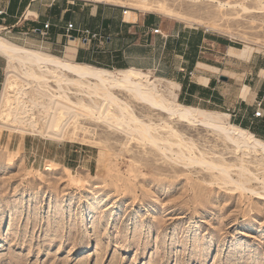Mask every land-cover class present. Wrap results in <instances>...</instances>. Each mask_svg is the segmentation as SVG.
Listing matches in <instances>:
<instances>
[{"label":"rangeland","instance_id":"rangeland-1","mask_svg":"<svg viewBox=\"0 0 264 264\" xmlns=\"http://www.w3.org/2000/svg\"><path fill=\"white\" fill-rule=\"evenodd\" d=\"M161 1L182 19L165 18L154 8L140 11L136 0L101 3L122 7L127 19L137 13L202 29L243 48V57L264 55V0ZM1 36L27 43L5 30ZM130 106L145 123L144 116L155 124L165 120ZM35 116L40 128L42 117ZM167 123L207 160L222 156L241 165V154L208 132ZM112 127L93 119L71 122L62 142L0 127V264H264V189L258 180L245 189L226 185L217 170L176 160ZM243 160L264 178V162ZM229 177L242 181L237 168Z\"/></svg>","mask_w":264,"mask_h":264},{"label":"crops","instance_id":"crops-1","mask_svg":"<svg viewBox=\"0 0 264 264\" xmlns=\"http://www.w3.org/2000/svg\"><path fill=\"white\" fill-rule=\"evenodd\" d=\"M84 1L0 0L5 13L0 28L25 38V47L72 63L153 72L176 85L177 103L225 113L231 124L264 141V117L253 116L258 103L264 115V55L243 57V48L228 46V41L202 29L137 13L131 20L122 16L120 6ZM148 19L156 22L149 25ZM46 22L49 28L44 30ZM68 23L75 32L67 34ZM153 29L161 36L151 34ZM83 30L97 37L86 38ZM5 69L6 60L0 56V82Z\"/></svg>","mask_w":264,"mask_h":264},{"label":"bare ground","instance_id":"bare-ground-1","mask_svg":"<svg viewBox=\"0 0 264 264\" xmlns=\"http://www.w3.org/2000/svg\"><path fill=\"white\" fill-rule=\"evenodd\" d=\"M90 1L101 3L111 0ZM136 2L135 6L140 11L154 8L165 18H181L166 8L161 0ZM152 4L161 6L152 7ZM219 7L224 6L219 4ZM2 32L0 28V56L6 60V69L0 92V127L13 126L20 133L62 142L65 129L71 122L93 119L108 128L113 129L114 126L126 137L137 138L162 153L168 152L176 160L206 167L210 171L217 170L226 185L245 189L244 184L253 179L258 180L264 189V178H256L242 165L249 164L244 158L254 157L260 163L264 162V141L231 124L227 114L202 111L177 103L174 93L176 85L156 78L149 71L106 70L72 63L40 49L16 44L2 37ZM117 93L124 94L127 100L119 98ZM130 102L163 116L165 120L155 124L144 116L149 119L145 123L131 109ZM35 114L42 117L40 128ZM167 122L208 132L226 148L240 153L241 165L227 164L222 156L207 160V153L185 140L183 134ZM161 132L167 136L164 137ZM233 168H237L238 178H242V181H233L229 177Z\"/></svg>","mask_w":264,"mask_h":264},{"label":"built area","instance_id":"built-area-1","mask_svg":"<svg viewBox=\"0 0 264 264\" xmlns=\"http://www.w3.org/2000/svg\"><path fill=\"white\" fill-rule=\"evenodd\" d=\"M4 14H5V13H4L3 11L0 10V16H3ZM125 14H126V11L123 10V11H122V16H125ZM43 27H44V30H47V29L49 28V24H48V22H46V23L44 24ZM66 32H67V34H70V33H72V32H75V28H74V26H73L72 23H68V24L66 25ZM150 33L153 34V35H160V36H161V32H160L159 29H153V30H150ZM81 34H82L84 37H86V38H90V39H95V38L97 37L96 34H92V33H90L88 30H83V31H81ZM66 39H71V36H70V35H67V36H66ZM260 108H261V104H260V103L256 104V111L254 112V115H253L254 118H259V119H260V118H263V117H264V115L262 114Z\"/></svg>","mask_w":264,"mask_h":264},{"label":"trees","instance_id":"trees-1","mask_svg":"<svg viewBox=\"0 0 264 264\" xmlns=\"http://www.w3.org/2000/svg\"><path fill=\"white\" fill-rule=\"evenodd\" d=\"M227 45H228V46H232V47H235V46L231 45V44H230L229 42H227Z\"/></svg>","mask_w":264,"mask_h":264},{"label":"water","instance_id":"water-1","mask_svg":"<svg viewBox=\"0 0 264 264\" xmlns=\"http://www.w3.org/2000/svg\"><path fill=\"white\" fill-rule=\"evenodd\" d=\"M223 80H226V78H223Z\"/></svg>","mask_w":264,"mask_h":264}]
</instances>
